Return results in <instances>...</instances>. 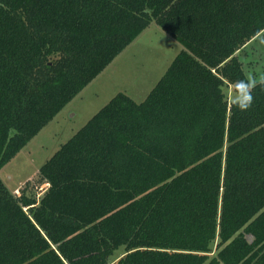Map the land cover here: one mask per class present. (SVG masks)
<instances>
[{"label": "trees", "instance_id": "16d2710c", "mask_svg": "<svg viewBox=\"0 0 264 264\" xmlns=\"http://www.w3.org/2000/svg\"><path fill=\"white\" fill-rule=\"evenodd\" d=\"M152 23L183 50L146 100L0 178V264H264V82L226 94L264 0H0V171Z\"/></svg>", "mask_w": 264, "mask_h": 264}, {"label": "rangeland", "instance_id": "374dc122", "mask_svg": "<svg viewBox=\"0 0 264 264\" xmlns=\"http://www.w3.org/2000/svg\"><path fill=\"white\" fill-rule=\"evenodd\" d=\"M252 42L247 49L250 55L242 57L246 59L247 77L254 86L264 82V31ZM182 50L180 42L152 23L0 171L4 184L13 195L21 196L28 183L37 178L41 167L115 96L123 93L136 103L144 102ZM226 94L235 103L242 93L229 86ZM46 188L42 186L38 196ZM123 254L120 249L113 261Z\"/></svg>", "mask_w": 264, "mask_h": 264}, {"label": "clouds", "instance_id": "9594fccd", "mask_svg": "<svg viewBox=\"0 0 264 264\" xmlns=\"http://www.w3.org/2000/svg\"><path fill=\"white\" fill-rule=\"evenodd\" d=\"M244 84V92L240 95L237 100V106L240 110H247L252 106L253 97L251 95L252 82L241 81Z\"/></svg>", "mask_w": 264, "mask_h": 264}, {"label": "crops", "instance_id": "0c3cea01", "mask_svg": "<svg viewBox=\"0 0 264 264\" xmlns=\"http://www.w3.org/2000/svg\"><path fill=\"white\" fill-rule=\"evenodd\" d=\"M257 38V37H256ZM255 40V39H254ZM253 41V40H252ZM248 43L238 54L237 57L239 58V60L243 63L244 65V69H245V64H246V59L243 60L244 56L245 58H248V56L250 55L247 51V49L249 48V46H251L253 44V42ZM246 70V69H245ZM237 92V91H236ZM239 93V92H238ZM232 104V102H230ZM236 103V102H235Z\"/></svg>", "mask_w": 264, "mask_h": 264}]
</instances>
